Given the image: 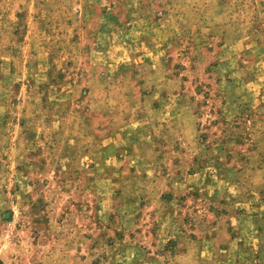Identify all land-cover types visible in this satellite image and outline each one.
<instances>
[{"label":"rangeland","instance_id":"374dc122","mask_svg":"<svg viewBox=\"0 0 264 264\" xmlns=\"http://www.w3.org/2000/svg\"><path fill=\"white\" fill-rule=\"evenodd\" d=\"M0 264H264V0H0Z\"/></svg>","mask_w":264,"mask_h":264}]
</instances>
